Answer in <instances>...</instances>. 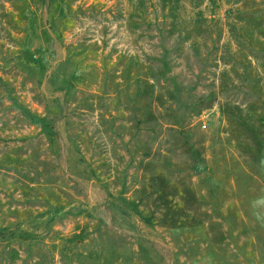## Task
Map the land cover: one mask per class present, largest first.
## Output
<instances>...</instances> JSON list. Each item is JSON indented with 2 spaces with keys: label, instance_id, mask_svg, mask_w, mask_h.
<instances>
[{
  "label": "rangeland",
  "instance_id": "374dc122",
  "mask_svg": "<svg viewBox=\"0 0 264 264\" xmlns=\"http://www.w3.org/2000/svg\"><path fill=\"white\" fill-rule=\"evenodd\" d=\"M0 264H264V0H0Z\"/></svg>",
  "mask_w": 264,
  "mask_h": 264
},
{
  "label": "built area",
  "instance_id": "2783aa9c",
  "mask_svg": "<svg viewBox=\"0 0 264 264\" xmlns=\"http://www.w3.org/2000/svg\"><path fill=\"white\" fill-rule=\"evenodd\" d=\"M202 128H204L205 127V124H202V126H201Z\"/></svg>",
  "mask_w": 264,
  "mask_h": 264
}]
</instances>
